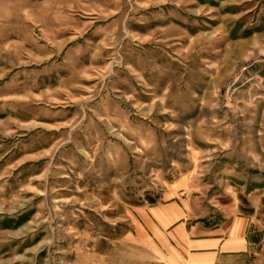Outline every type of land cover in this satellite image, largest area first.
<instances>
[{
	"label": "rangeland",
	"instance_id": "1",
	"mask_svg": "<svg viewBox=\"0 0 264 264\" xmlns=\"http://www.w3.org/2000/svg\"><path fill=\"white\" fill-rule=\"evenodd\" d=\"M179 181L264 187V0H0V264H114Z\"/></svg>",
	"mask_w": 264,
	"mask_h": 264
},
{
	"label": "crops",
	"instance_id": "2",
	"mask_svg": "<svg viewBox=\"0 0 264 264\" xmlns=\"http://www.w3.org/2000/svg\"><path fill=\"white\" fill-rule=\"evenodd\" d=\"M229 187L214 199L188 195L179 181L165 199L132 207L114 264H264V199H251L264 187Z\"/></svg>",
	"mask_w": 264,
	"mask_h": 264
}]
</instances>
